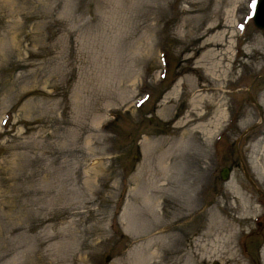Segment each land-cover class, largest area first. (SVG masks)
Instances as JSON below:
<instances>
[{"label":"rangeland","instance_id":"374dc122","mask_svg":"<svg viewBox=\"0 0 264 264\" xmlns=\"http://www.w3.org/2000/svg\"><path fill=\"white\" fill-rule=\"evenodd\" d=\"M253 10L252 0H0V264H153L154 252L183 264L217 207L236 222L238 257L264 264V30ZM215 13L236 30L218 90L226 115L209 145L189 125L171 151L196 90L191 39ZM202 111L200 122L212 107ZM161 155L173 171L207 168L189 204L171 169L157 182ZM241 197L259 212L245 214Z\"/></svg>","mask_w":264,"mask_h":264},{"label":"bare ground","instance_id":"6f19581e","mask_svg":"<svg viewBox=\"0 0 264 264\" xmlns=\"http://www.w3.org/2000/svg\"><path fill=\"white\" fill-rule=\"evenodd\" d=\"M224 22L225 23H223V21L220 20V18L217 17V14L215 13L214 16L206 22V24H203V26L201 24L196 28L195 35L191 39L193 40V45H195V40L198 42L197 46L194 48V51H201L200 56L192 61L191 67L187 69L190 74L188 77L193 76L187 78V83H190L191 87L196 90L193 92L191 98L188 101L190 108L185 114L184 119L178 120L175 124L174 128L182 130L180 138L173 144H170L171 151H176L180 147L186 146V141H184L183 135L185 136L190 132L187 128L189 125H194V128L197 130L196 133H200L204 142H207V145H209L215 136V132L220 127L222 119L226 115L225 109L223 108V106L226 104L224 101V96L221 92L218 93V90L220 89L221 81H224L227 76L230 75V66L223 65L222 61L227 54L228 61L232 59L230 56V51L232 48L231 39L236 30L234 28L230 32L220 29L221 27H230L232 23L234 26L235 22L232 17L228 18L227 15L224 19ZM257 41L261 42L260 39H257ZM192 57L193 55L188 57V59L191 60ZM205 79L209 80L208 83ZM231 81L232 80H227L228 83ZM224 85L225 84L222 85V88ZM177 91L178 89L176 84L172 90L169 91L168 96H175ZM209 106L212 107L209 117L206 118L204 122H200V120H203L206 116V112H203L202 108ZM259 143L260 140H258L254 145V154L255 152H259ZM258 158L259 157H256L255 155L253 160H251L253 168H257ZM158 159L159 160L157 163H159V167L157 172L165 177H163V179H159L157 176V182L169 178L168 174L171 169L170 176H178L180 181L178 186L176 184L175 186L185 192V200L187 204L192 202L194 196L198 192L196 190L202 184V180L205 179L204 172L207 171V168H203L200 173H193L189 172L188 170L185 171V173L180 171L177 172L173 171V166L177 165L176 160H172V158L168 157V155H161V157ZM259 170L258 177L261 180H264V166ZM151 182L154 181L152 180ZM232 192L234 195L237 193L235 190ZM236 196L239 195L236 194ZM148 199L149 198L147 197V200ZM240 201L245 202L246 204L248 203V209L245 210V214L247 212L249 214L251 212L254 214L259 212V208L257 206H253L249 199L246 200L241 197ZM241 205L244 206V204ZM188 206L190 205H187V207ZM217 208L216 213H214L213 216H210L209 222L207 223L206 227H204L201 236H199L198 239H194V241L191 243V245L196 248V253L188 249L180 256L183 264H202L205 259L212 260L213 258L216 259L219 264H244L242 259L238 257L236 249L234 250L233 247L234 239L237 236L236 222H233L231 218L224 219V217H222L221 214L223 213L222 210H224V207ZM187 211L188 214H194L192 208L187 209ZM158 227L164 229L165 231L171 229L166 225H159ZM220 230L224 232V235H220ZM220 239H223V241H220ZM177 243L178 245L181 244L179 240ZM224 247L226 249H223ZM222 250H224L223 253H225V256L223 257L220 255V251ZM180 252L181 250L176 249L171 253L178 254ZM151 255L152 257L159 258V260L157 262L155 260L153 264L166 263L163 262L162 259L160 260L162 255L158 256V252H154V254L152 253ZM138 259L139 260L133 264H139L140 262L143 264H150L147 260L144 261V259Z\"/></svg>","mask_w":264,"mask_h":264},{"label":"water","instance_id":"95a60500","mask_svg":"<svg viewBox=\"0 0 264 264\" xmlns=\"http://www.w3.org/2000/svg\"><path fill=\"white\" fill-rule=\"evenodd\" d=\"M253 24L255 27L264 30V0H258L253 14ZM229 168L224 167L220 172V178L227 180L229 177Z\"/></svg>","mask_w":264,"mask_h":264},{"label":"snow or ice","instance_id":"6c2138e0","mask_svg":"<svg viewBox=\"0 0 264 264\" xmlns=\"http://www.w3.org/2000/svg\"><path fill=\"white\" fill-rule=\"evenodd\" d=\"M257 2H258V0H252V7H255Z\"/></svg>","mask_w":264,"mask_h":264}]
</instances>
